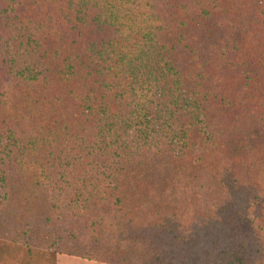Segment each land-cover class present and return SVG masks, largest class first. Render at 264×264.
<instances>
[{"label": "trees", "instance_id": "trees-1", "mask_svg": "<svg viewBox=\"0 0 264 264\" xmlns=\"http://www.w3.org/2000/svg\"><path fill=\"white\" fill-rule=\"evenodd\" d=\"M261 74L264 0H0V263L264 264Z\"/></svg>", "mask_w": 264, "mask_h": 264}, {"label": "rangeland", "instance_id": "rangeland-1", "mask_svg": "<svg viewBox=\"0 0 264 264\" xmlns=\"http://www.w3.org/2000/svg\"><path fill=\"white\" fill-rule=\"evenodd\" d=\"M227 2H225L226 4ZM262 82L264 81V74L260 75ZM262 159V158H260ZM263 165H261L260 170L258 171V176L257 177H253L252 173L251 175H247L246 176V180H249L250 182H248V188H256V190L260 191L262 194L264 193V171H263ZM248 178V179H247ZM253 179V180H252ZM251 182H254V184H251ZM250 192V191H248ZM250 194V193H248ZM252 194H250L251 196ZM249 197V196H248ZM259 201L258 205H251L250 208L248 209L249 212L252 215H256L255 211L258 212L259 215H256L257 218H255L254 221L251 222V225H255L256 226V232L258 233V238L256 240L255 243H253V245L255 246L256 243L261 244L262 247L258 253V256L261 257L264 254V202L262 203L263 197L260 196L258 198ZM70 219V218H67ZM248 240L249 242H253L254 240L251 239L248 236ZM14 251H17L16 253H14L13 255H9V256H5L3 259V262H1L2 264H57V260L59 258V256H69V255H65V254H57V255H47L43 252V250L40 249H34L33 250V255L34 257H29L25 254V250H20V249H15ZM257 257H252V261L257 260ZM70 261H77L80 264H86V262H90V264H93V261L88 259H84L83 258H79V257H75V258H70L68 259ZM0 263V264H1ZM101 263V262H98ZM101 264H112V263H101ZM251 264V263H248Z\"/></svg>", "mask_w": 264, "mask_h": 264}, {"label": "crops", "instance_id": "crops-1", "mask_svg": "<svg viewBox=\"0 0 264 264\" xmlns=\"http://www.w3.org/2000/svg\"><path fill=\"white\" fill-rule=\"evenodd\" d=\"M70 258H75V257L74 256H59V258L57 260V264H80L77 261L68 260ZM86 264H90V262H86ZM93 264H101V263H98L97 261H93Z\"/></svg>", "mask_w": 264, "mask_h": 264}]
</instances>
